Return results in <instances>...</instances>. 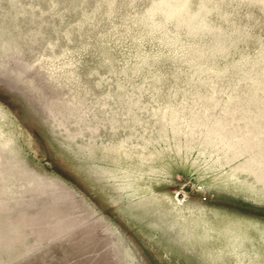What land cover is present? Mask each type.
Wrapping results in <instances>:
<instances>
[{"label":"rangeland","instance_id":"rangeland-1","mask_svg":"<svg viewBox=\"0 0 264 264\" xmlns=\"http://www.w3.org/2000/svg\"><path fill=\"white\" fill-rule=\"evenodd\" d=\"M0 264H264V0H0Z\"/></svg>","mask_w":264,"mask_h":264}]
</instances>
